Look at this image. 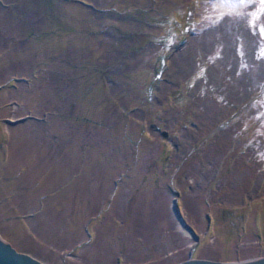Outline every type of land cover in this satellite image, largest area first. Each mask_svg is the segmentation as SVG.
Wrapping results in <instances>:
<instances>
[{
	"label": "rangeland",
	"instance_id": "374dc122",
	"mask_svg": "<svg viewBox=\"0 0 264 264\" xmlns=\"http://www.w3.org/2000/svg\"><path fill=\"white\" fill-rule=\"evenodd\" d=\"M262 9L0 0V236L46 264L263 257Z\"/></svg>",
	"mask_w": 264,
	"mask_h": 264
},
{
	"label": "water",
	"instance_id": "95a60500",
	"mask_svg": "<svg viewBox=\"0 0 264 264\" xmlns=\"http://www.w3.org/2000/svg\"><path fill=\"white\" fill-rule=\"evenodd\" d=\"M182 227L187 230L193 238L198 241V238L194 235L192 230H190L186 224L179 218ZM0 264H46L40 259L24 252H19L14 248L9 242L5 241L0 236ZM177 264H264V256L236 262H226V261H215L210 259H198V258H188Z\"/></svg>",
	"mask_w": 264,
	"mask_h": 264
},
{
	"label": "snow or ice",
	"instance_id": "6c2138e0",
	"mask_svg": "<svg viewBox=\"0 0 264 264\" xmlns=\"http://www.w3.org/2000/svg\"><path fill=\"white\" fill-rule=\"evenodd\" d=\"M222 3H226V4H230V3H234L237 2V0H221ZM239 3L243 4L246 2V0H238ZM261 5H264V0H260ZM262 11H264V9H262ZM261 34L264 35V28L260 29ZM264 54V53H262Z\"/></svg>",
	"mask_w": 264,
	"mask_h": 264
}]
</instances>
